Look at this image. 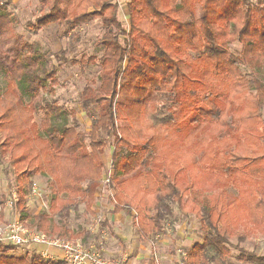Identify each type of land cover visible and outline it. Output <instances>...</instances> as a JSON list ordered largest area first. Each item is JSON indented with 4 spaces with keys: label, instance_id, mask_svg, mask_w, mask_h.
I'll use <instances>...</instances> for the list:
<instances>
[{
    "label": "trees",
    "instance_id": "16d2710c",
    "mask_svg": "<svg viewBox=\"0 0 264 264\" xmlns=\"http://www.w3.org/2000/svg\"><path fill=\"white\" fill-rule=\"evenodd\" d=\"M39 1L38 14L25 25L33 34L57 25L59 37L73 32L74 42L69 57L66 49L42 50L16 31L19 19L8 1L0 3V76L5 80L0 169L7 186L2 201L15 190V214L24 222L30 219L31 228L68 238L83 233L85 243L87 235L98 237L100 231L73 227L82 204L93 214L99 202L109 207L98 217L99 229L110 232V212L128 211L142 242L157 243L190 218L200 237L185 249L191 264H227L232 248L244 263L264 264L259 252L264 245H245L264 230V188L258 187L264 182V82L249 69L251 55L264 54L261 0H129L127 27L117 0H66L65 6L60 0ZM98 19L97 33L90 36L85 25ZM140 36L151 41L150 51ZM172 36L185 59L177 56ZM195 61L200 66L194 69ZM90 64L97 73L67 107L56 96L57 73L79 65L87 74ZM185 69L199 81L203 95L197 98L205 105L199 111L202 120L180 144L176 133L191 104L180 94L171 104L160 96ZM122 91L140 95L127 102L119 99ZM36 113H42L40 124ZM109 139L112 173L103 158ZM36 175L48 177L52 197L47 210L29 217L26 196ZM191 191L198 192V200ZM0 264L66 263L26 249L21 255L1 252Z\"/></svg>",
    "mask_w": 264,
    "mask_h": 264
},
{
    "label": "rangeland",
    "instance_id": "374dc122",
    "mask_svg": "<svg viewBox=\"0 0 264 264\" xmlns=\"http://www.w3.org/2000/svg\"><path fill=\"white\" fill-rule=\"evenodd\" d=\"M2 1L4 0H0V3ZM7 1L9 3V11H11L19 19V23L15 26V29L17 32L22 33L27 40L33 42L34 44L39 43L42 50H51L52 52L57 54L59 52L61 53L62 50L66 49L68 53L65 56L69 57V52H70L69 48H72V44L74 42L73 36L71 35V33L73 32H71L68 37L62 38V37H59L60 33L58 34V31L61 32L60 31L61 29L57 25H50L48 27L43 28L38 34H33L31 30L25 25L27 20H34L36 14H38V10L40 7L39 0H7ZM128 1L129 0H117L119 4V13H120V16L122 17V20L124 19L123 23H124V26L126 27L129 26V20L128 18L126 19L127 17V7L126 6H127ZM261 3L262 5H264V0H261ZM60 4L62 6H65L66 0H60ZM99 21L100 20L98 19L96 21H93V23H91L89 26L85 25V28H87V32L89 33L90 36L95 35L97 33V29L100 23ZM172 35H175V32H172ZM172 37H169V38L171 40V44L175 52L177 53V56L180 59H185L186 53L184 54L183 50H181L177 37H174V38ZM139 38H140V41L143 43V45L148 49V51H150L152 49L151 41L147 39L145 36H142V37L140 36ZM233 48H235L234 45H233ZM76 51H78L77 48L74 49V52ZM74 52L72 51V53ZM86 55H89V54L86 53ZM52 59H56V58L53 56ZM138 61L139 63L141 62L146 63L144 58H138ZM190 65L188 67H190ZM196 66H200L198 64V61H195L192 64V67H194V69ZM80 69L81 68L79 65H71V66L64 67L63 70L60 69V71L57 73L58 83L56 84L57 85L56 86V96L60 97L62 103L65 101H67L68 103V100L75 98L76 92L82 88L83 84L87 81V79L93 78V76L98 71V68L94 66L93 64L86 66V70L88 72L87 74H82L80 72ZM249 69L256 72V74L259 75L262 81L264 82V54L262 52H257L251 55ZM185 70L187 73L183 75L184 77L182 76L178 80V83L175 86L172 85L173 83L166 85L167 89H164L162 96H160L162 101L168 102L169 104H171L172 101L174 100L173 98L174 95L180 94L181 95L180 98L183 101L191 104V110L188 112L185 120H183V122L180 124V127L176 133L177 142H179L180 144H184L191 137V135L193 134L196 128V125L202 120L200 117L199 111L205 105L202 103L200 99L197 98L198 96L202 97L201 95H203L201 93L202 91H198L199 81L195 80L194 78L195 76L191 75V72H190L191 70H187V69ZM4 87H5V80L2 76H0V88H4ZM189 90H192V91L195 90L192 96L189 95ZM137 93L139 94L140 92L122 91L120 93L119 99L124 98L123 100L126 99V101L129 102L128 100H134L138 98ZM154 98L155 97L152 95L151 99L154 100ZM71 104L72 103H68L66 104V106L70 107ZM42 118H43L42 113H36V121L38 122V124L41 123ZM80 119H81L83 128L88 129V125L90 122L83 113L80 114ZM70 120L71 118H69V121ZM71 122L72 121H70V123ZM111 144H112V140L109 139L106 143L105 152L103 155L108 173L109 172L112 173V166L110 164L112 161L110 160V157H111V152H113V150H112ZM106 177L107 176H105V178ZM11 179L14 180L15 182L14 175H11ZM33 181L38 183L39 191L41 190L42 195L39 198V197L30 195V193L27 194L26 214H28L29 217H31L35 213H38L42 209L47 210L49 208V202L52 197V188H51L50 181L48 180V177H45L42 175H36L35 177H33ZM258 187L264 188V182L258 181ZM1 192L7 193L5 176L3 174L2 169H0V193ZM13 193L14 195L17 194L15 190H13ZM229 195L230 197L231 196L233 197V193H230ZM9 197L10 196L8 195V198ZM191 197L194 198L195 200L196 199L198 200L200 196L198 192L191 191ZM8 198L6 196L5 200H7ZM5 200L2 201V198L0 197V201H2L3 203ZM200 202H202V199H200ZM100 203L101 202L93 206L94 209L96 208L97 210H99L98 213H94V214L87 212L85 205L82 204L80 207V217L76 221L73 220L74 221L73 227L77 229L78 231L83 230V229L90 230V232H92L91 231L92 229H94L93 231H97V230L100 231V234L98 235V237L97 235H87V238H86L87 241L86 243L85 242L83 243L86 245L89 244L87 246H92L95 244L94 246L99 248L104 255H105V251L102 250V246L108 245V243H110L111 245L116 243V246L121 251V253L123 252L125 248L126 250L128 249L131 250V248L134 245H138L139 247L136 249V253L142 256H145L147 254L150 257H152L153 259L152 261L159 264V260H157L158 262L154 260L156 257L157 259L160 258L159 253H167L169 255H172V252H173V255H175V258L178 259L179 249H183V250L188 249V247H190L192 242H194L196 239H200V237L198 236L199 228L196 226L197 225L196 220H191L190 218H184L183 220H181L180 223H178L175 226L174 229H171L170 233H168L167 236H165L163 239H160L161 241L158 240L157 243L142 242L136 236L134 218L128 211H123L124 214L119 213L120 215L110 212L111 213L110 217L113 216L116 219L115 223L113 220L114 225L117 226V230H116L117 232L116 231L115 232L119 234V237L125 240L121 243H117L116 241L117 237L115 235L116 234L115 232H113L112 233L113 235H112L107 228L106 229L102 228V230H100L99 228L101 226L96 224L97 217L100 215L101 216L105 215V213L108 212L110 209L106 205H101ZM10 216H11V211L9 210V208L3 206L1 213H0V221L6 222L8 221ZM25 222L29 225L30 219H26ZM258 237L261 239L258 241H262V237H264V230L263 231L261 230L260 232H255L253 235H251V237L248 239L245 245L251 249L255 247L257 249L260 248L261 244L264 245V243L257 244ZM71 238L84 241L83 233L81 234L80 237H71ZM164 242L169 243V244H166L165 246H161L162 243ZM26 249L27 248L17 249L16 247L13 248L12 246L3 244V245H0V254L1 252H6V253H14L17 255H21L25 253ZM260 250L262 253H264V248ZM230 253L231 255L229 258L233 259L231 256L237 257L238 251L232 248ZM165 256L168 257V255H165ZM121 258L122 256L118 257V259H121Z\"/></svg>",
    "mask_w": 264,
    "mask_h": 264
},
{
    "label": "built area",
    "instance_id": "2783aa9c",
    "mask_svg": "<svg viewBox=\"0 0 264 264\" xmlns=\"http://www.w3.org/2000/svg\"><path fill=\"white\" fill-rule=\"evenodd\" d=\"M108 180L107 178L106 181ZM30 195L41 197L37 182L32 183ZM17 201V195L9 197L4 203L0 201V213L3 206L11 211L8 221H0L1 243L17 249L35 250L43 258L62 260L66 264H126L123 258L106 257L99 248L87 246L81 240L52 236L31 228L15 214ZM100 220L97 217L96 224L99 225ZM178 255V264H191L186 250L179 249Z\"/></svg>",
    "mask_w": 264,
    "mask_h": 264
},
{
    "label": "crops",
    "instance_id": "0c3cea01",
    "mask_svg": "<svg viewBox=\"0 0 264 264\" xmlns=\"http://www.w3.org/2000/svg\"><path fill=\"white\" fill-rule=\"evenodd\" d=\"M101 205H105V204H103L102 202L100 203ZM102 208V207H101ZM109 208V207H108ZM121 214L123 213L124 214V212L123 211H121L120 212ZM109 215H111V213L109 214ZM118 215H120L119 213H118ZM113 220H114V223H115V221H116V219L113 217V216H111L110 217V223H111V225H112V232H110L111 234L113 233V232H115L116 230H117V226L116 225H114V223H113ZM113 223V224H112ZM197 226V225H196ZM117 232V231H116ZM115 232V233H116ZM114 233V234H115ZM113 235V234H112ZM116 235V237H117V239H116V241H117V243H121V242H123V241H125V240H123V238H121V237H119V234L118 233H116L115 234ZM258 240H261V239H257V241ZM256 241V242H257ZM260 242V241H259ZM166 244H169V243H162V245L161 246H165ZM257 244H260V243H257ZM87 245H89V244H87ZM95 245V244H94ZM125 246V245H124ZM263 245H261V247H262ZM113 247H115V248H113ZM139 246L138 245H134L132 248H131V250L130 249H128V250H126V248L123 250V252L121 253V251L117 248V246H116V243H114V244H110V243H108V245H104V246H102V250L103 251H105V256L106 257H114V258H118V257H121L122 256V258L125 260V262H126V264L127 263H129V264H158V263H155L154 261H152L153 259H152V257H150L149 255H145V256H142V255H140V254H138V253H136V249L138 248ZM261 249H263V247L261 248ZM26 251V250H25ZM260 252V254H264V253H262L261 252V250L259 251ZM160 254V258H158L157 259V257H156V262H158L157 260H159V264H178V259L177 258H175V255H173V252H172V255H169V254H167V253H159ZM165 255H168V257L167 256H165ZM174 256V257H173ZM150 257V258H149ZM230 257V256H229ZM227 258V264H250V263H244L243 261H241L238 257H233V256H231L233 259H230V258ZM149 258V259H148ZM149 260V261H148Z\"/></svg>",
    "mask_w": 264,
    "mask_h": 264
}]
</instances>
